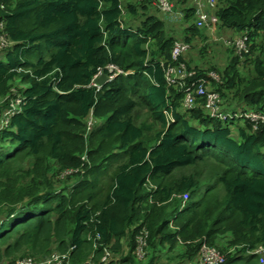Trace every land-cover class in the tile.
<instances>
[{
    "label": "trees",
    "instance_id": "obj_1",
    "mask_svg": "<svg viewBox=\"0 0 264 264\" xmlns=\"http://www.w3.org/2000/svg\"><path fill=\"white\" fill-rule=\"evenodd\" d=\"M147 10L136 1L0 0L12 42L0 52L1 114L22 100L0 126V264H15L10 257L23 246L48 253L53 241L70 259L89 256L95 243L97 259L107 247L120 256L104 264H142L147 256L134 254L142 229L146 264H155L158 248H179L178 259L192 261L225 236L224 264H259L264 124L210 118L202 100L184 109L183 88L168 85L165 72L184 66V85L210 83L228 114L264 115V0H218L219 28L249 44L247 55L230 53L219 82L190 68L186 53L172 60L176 38ZM182 17L192 22L193 8ZM185 32L189 43L198 29ZM107 67L116 76L94 87ZM27 160L29 169L17 170ZM66 172L77 178L61 180ZM71 179L81 180L67 186ZM56 181L69 189L56 192Z\"/></svg>",
    "mask_w": 264,
    "mask_h": 264
},
{
    "label": "built area",
    "instance_id": "obj_2",
    "mask_svg": "<svg viewBox=\"0 0 264 264\" xmlns=\"http://www.w3.org/2000/svg\"><path fill=\"white\" fill-rule=\"evenodd\" d=\"M143 1V0H141ZM154 3L155 9L162 14H169L173 9V0H152ZM217 5V0H193V7L195 9L196 15V25L199 28H205L211 22L209 11L214 9ZM4 22L0 21V51L7 50L11 47L12 42L8 39L7 35L4 33ZM235 52L237 55L242 56L243 54L248 53V48L246 45L245 37L238 38L235 40ZM188 45L184 43L177 42L175 43L171 57L172 60L176 61L183 53L188 50ZM109 72L108 80H112L116 74H114L115 68L107 67ZM119 72V71H118ZM102 74V70L98 71L96 77H99ZM111 75V76H110ZM166 81L168 85L180 86L183 88L184 98H183V107L186 110H190L195 107L197 101H204V109L206 114L213 119H217L221 122H226L228 119L235 118H244L248 120L255 130L256 127L260 124H264V115L258 112H244L242 114L234 113L233 115L224 112L222 106V99L220 95L215 91H210L204 85V83H198L197 88L192 84L190 86H186L183 84V80L189 78L191 76L190 72H186L184 66H180L178 68H168L165 72ZM195 88V90H193ZM21 99L17 96L14 103L11 104L10 108L7 109L2 115V125L5 126L8 123V120L15 113H18V108L21 104ZM1 115V114H0ZM91 125V122L89 123ZM77 173V172H74ZM65 173L64 175H66ZM188 199L187 195L183 196V201ZM147 237L148 233L145 229H142L139 236L136 238V246H135V257L137 260L142 261L145 259L147 251ZM95 241L98 243L99 235L95 236ZM98 246L97 244L94 247ZM73 251V248L71 249ZM97 250V248H94ZM104 251L103 257H101V261L94 263L92 260L87 261L84 264H104L109 257V254ZM256 255L260 256L259 264H264V248L259 247L253 252ZM198 260L199 264H224L225 263V255L220 252V250L216 247L210 246H202L198 252ZM21 264H35L31 260L22 262ZM46 264H71L69 253L66 254H52L48 259Z\"/></svg>",
    "mask_w": 264,
    "mask_h": 264
},
{
    "label": "rangeland",
    "instance_id": "obj_3",
    "mask_svg": "<svg viewBox=\"0 0 264 264\" xmlns=\"http://www.w3.org/2000/svg\"><path fill=\"white\" fill-rule=\"evenodd\" d=\"M124 1H129V0H124ZM186 1H187L186 4H182L181 1L176 0V3H173L172 12L169 14H161V13L157 12L155 7L152 5L154 3L146 4L145 1H143V3H145V5L148 7V10H147L148 14L154 13L156 17L161 19L163 22L165 21L164 23H166L167 27H168L166 29V34L168 36L176 38L175 40H177V41H183V40H185L184 37L186 36L185 28H187L189 25L193 24V21L192 22H186L182 18V9L186 8V7L193 6V2L191 4V0L190 1L186 0ZM127 18L124 17L125 20H127ZM240 37L241 36L235 35V34H233V32H231L229 30L218 28L217 24L215 23V21L212 18L211 23L206 28L198 29L197 36L194 38H191V40L189 42L190 50L185 54L186 59L184 61H186L187 64H189L190 68H192L193 66H197V68H199L200 70L205 72L210 78H212L213 81L219 82V74L228 65L229 59H230V53L234 52L233 42L235 39H238ZM0 52H2V51H0ZM232 55H233V53H232ZM211 69L214 71L211 72L210 71ZM246 73H247V71L246 72L242 71L243 75H246ZM206 88L209 89L210 91H214V89L211 87L210 84ZM219 95H220V93H219ZM227 96H228V94H227ZM229 96H231V94H229ZM221 99H222V97H221ZM222 101L224 103V100H222ZM224 106L227 109V105H225V103H224ZM1 113L2 112H0V114ZM2 116L3 115L1 114L0 115V126L2 125V122H3ZM142 118L144 119L145 117H143V115H142ZM88 126L91 128L92 125H88ZM30 166H31V161L27 160L24 163H21L17 167V170L20 169V172H21L23 168L26 170V169H29ZM209 167H210V165L205 168V170H204L205 173L210 172ZM187 171L188 170H185V172H187ZM66 173H67L66 175L69 177H65L61 180H65L67 178H77L76 176L74 177L75 173H72V172H66ZM179 173H181V172H179ZM72 175H73V177H72ZM100 179H103V177L100 176ZM74 180H76V179H74ZM80 180L81 179H78V180L72 182L73 179H71L67 182V186H70L71 184L74 185L75 183L80 182ZM19 181L21 184H25V183L29 182V179L23 178L20 175ZM52 184L54 185L56 192H62V190H64V189L65 190L69 189V187H67L65 185L60 186L61 185L60 181L53 182ZM165 208H166V212L171 209V207H169V208L165 207ZM173 228H174V226L172 227V229ZM221 239H222L221 242H223V243H222V245L217 246L219 250L220 249L223 250V247L225 245L228 246L227 242L230 240V238L227 236H225ZM94 245H96V244L94 243ZM98 247L99 246L93 247V250L91 251V253H89V256L85 255V253H84V252H86L85 250L79 251L78 255H76V257L74 259H70V263L71 264H84L89 260H92V262H94V263L101 261L102 258L97 259L95 257L96 256L95 255L96 250H94V248H98ZM106 249H107L106 252L109 254V257L107 258V260L110 258L118 260L120 258V256H117V255L113 256V254L110 250V247H107ZM221 250H220V252H221ZM230 250H233V248ZM69 251L73 252L71 250V248L69 249ZM145 252H146L147 258L144 261H142V264H146L148 262L149 258L151 257V253L149 252L148 248H147V251H145ZM52 254L61 255V253L58 250V244H57V242H54V241L50 244L49 249H48V253H46L45 251L34 253L28 246H23V247H21V249L13 252V254L10 257V260H12L15 264H21L23 261L26 262L29 260H31L35 264H46L48 259L51 257ZM160 256H161V258H160ZM170 257L172 258V255H170ZM156 258H155V262H159V264H167L166 260L164 261V259H163V253L161 251L156 254ZM173 258H174V255H173ZM5 259L6 258L4 257L3 260H5ZM176 261H174L173 264H176ZM181 264H182V261H181Z\"/></svg>",
    "mask_w": 264,
    "mask_h": 264
},
{
    "label": "clouds",
    "instance_id": "obj_4",
    "mask_svg": "<svg viewBox=\"0 0 264 264\" xmlns=\"http://www.w3.org/2000/svg\"><path fill=\"white\" fill-rule=\"evenodd\" d=\"M136 2H138V3H142V4H145V3H143V1H145L146 2V4H152L153 3V1L152 0H143V1H141V0H135ZM192 2H193V0H191V4H192ZM173 3H176V0H173ZM217 4H218V0H217ZM153 6H154V4H152ZM192 8H193V10H194V20H193V25H194V27L196 28V29H204V28H199L197 25H196V15H195V9H194V7L193 6H191ZM216 8H217V5H216V7L214 8V9H212V10H210L209 11V14H210V18H211V21H212V18H213V20L215 21V23L217 24V21H216V18H215V10H216ZM158 12V11H157ZM160 13V12H159ZM162 14V13H161ZM183 18V17H182ZM211 23V22H210ZM209 23V24H210ZM217 27L219 28V26L217 25ZM206 28V27H205ZM221 29V28H220ZM186 36H187V34H186ZM185 36V37H186ZM185 37H184V39H185ZM188 37V36H187ZM241 37H245V36H241ZM240 37V38H241ZM245 39H246V37H245ZM235 40H237V39H235ZM235 40H234V42H233V48H234V52L233 53H235L236 54V52H235V47H234V44H235ZM177 42H180V43H184V44H186V45H188V50L185 52V53H187L189 50H190V45H189V43H186L185 42V40H183V41H177L176 40V42L175 43H177ZM230 44V43H229ZM246 45H247V48H248V52H249V44H247V42H246ZM185 53H183V54H185ZM182 54V55H183ZM248 54V53H247ZM247 54H243L242 56H244V55H247ZM181 55V56H182ZM237 55V54H236ZM239 56V55H238ZM242 56H239V57H242ZM104 74H101L100 76H103ZM99 76V77H100ZM104 76H106V82L105 83H107V82H110L111 80H108V75H104ZM99 77H96L95 79H93V81H92V85L94 86V87H97V88H99V86H96L95 84H94V81L95 80H97ZM114 79V78H113ZM112 79V80H113ZM210 84V83H209ZM209 84H204L205 85V87H207ZM101 87V86H100ZM215 91V90H214ZM216 92V91H215ZM218 93V92H217ZM188 200V199H187ZM184 202V201H183ZM170 223H171V221H170Z\"/></svg>",
    "mask_w": 264,
    "mask_h": 264
},
{
    "label": "crops",
    "instance_id": "obj_5",
    "mask_svg": "<svg viewBox=\"0 0 264 264\" xmlns=\"http://www.w3.org/2000/svg\"><path fill=\"white\" fill-rule=\"evenodd\" d=\"M122 2H125V3H134V0H129V1H124V0H121ZM165 22V21H164ZM167 24H166V29H167ZM125 240V238H123ZM121 239V242H122V247L123 249L126 248V242H123L124 240ZM179 248L177 249H173V250H169V248H158V253L161 251L163 253V259L164 261L166 260V263L167 264H173L174 261H176V264H181V261L178 259V254L180 251H178ZM126 252V250H125ZM165 255V256H164ZM170 255H172V258L170 257ZM173 255H174V258H173ZM161 258V257H160ZM155 264H159V262H155ZM182 264H199V260H198V257L195 258L194 260L192 261H184L182 262Z\"/></svg>",
    "mask_w": 264,
    "mask_h": 264
},
{
    "label": "water",
    "instance_id": "obj_6",
    "mask_svg": "<svg viewBox=\"0 0 264 264\" xmlns=\"http://www.w3.org/2000/svg\"><path fill=\"white\" fill-rule=\"evenodd\" d=\"M106 76H100L97 80H95L94 81V84L96 85V86H103L104 84H105V82H106Z\"/></svg>",
    "mask_w": 264,
    "mask_h": 264
}]
</instances>
